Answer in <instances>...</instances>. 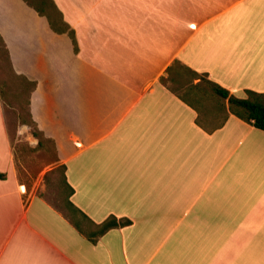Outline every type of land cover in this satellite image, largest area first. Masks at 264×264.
Returning <instances> with one entry per match:
<instances>
[{
	"label": "crops",
	"instance_id": "1",
	"mask_svg": "<svg viewBox=\"0 0 264 264\" xmlns=\"http://www.w3.org/2000/svg\"><path fill=\"white\" fill-rule=\"evenodd\" d=\"M54 1L77 53L26 0L0 34L90 229L20 180L0 96V264H264V131L203 101L264 94V0Z\"/></svg>",
	"mask_w": 264,
	"mask_h": 264
},
{
	"label": "rangeland",
	"instance_id": "2",
	"mask_svg": "<svg viewBox=\"0 0 264 264\" xmlns=\"http://www.w3.org/2000/svg\"><path fill=\"white\" fill-rule=\"evenodd\" d=\"M31 4L44 7L46 14H49L52 19L59 23L58 15L48 6L41 4L42 0H28ZM181 84L169 83L171 89L177 91L180 95H184L189 91V84L191 83L190 75L182 71ZM206 81V78H204ZM0 82L3 84L4 91L7 93L6 99L3 100L5 106V114L8 131L12 140V144L16 153V163L19 172V177L29 189H35L37 194L44 197L49 203L63 212L66 216L74 222L81 224V226L88 230L89 223L82 219L79 213L72 212L67 209L65 205V197L68 189L63 180V171L57 163L56 154L50 144H46L45 149H37L30 145L32 141L31 130L29 126L21 123L18 115V108L16 106L19 95L25 93L23 90L22 81L11 74L8 64L5 60V54L0 46ZM208 98L203 101L208 102L207 111L214 118L220 111L223 110L226 102L216 94H208ZM25 98V97H24ZM198 107H201V102L193 101ZM25 105V100L22 102ZM24 107V106H23ZM23 116L29 119L26 111L21 112ZM203 119V118H202ZM216 119V118H215ZM216 122V121H215ZM20 127L23 128V131ZM36 139H33L35 142Z\"/></svg>",
	"mask_w": 264,
	"mask_h": 264
},
{
	"label": "trees",
	"instance_id": "3",
	"mask_svg": "<svg viewBox=\"0 0 264 264\" xmlns=\"http://www.w3.org/2000/svg\"><path fill=\"white\" fill-rule=\"evenodd\" d=\"M26 2L32 6L40 16L46 17L50 23V26L55 32H58L60 34L67 33L74 45L75 52L77 53L79 51L78 48V42L76 39V35L74 30L64 21L63 14L56 5L54 0H42L41 4L43 6H48L50 8H53V10L56 12L58 15L59 23H57L54 19L49 14H46L44 11V7H40L38 5L31 4L28 0ZM0 46L2 48L3 53L5 54V60L8 64V68L14 77L22 81L23 84V90H25V93H22L19 95L18 101H17V108H18V115L21 120V123L24 125L29 126L31 133L35 138L39 140L37 149H45L46 144H50L56 154L57 157V152H56V146L55 143L52 139H48L45 137L44 133L39 129L37 123L34 121L31 111H30V100H31V95L36 89L37 83L34 81H31L27 79L24 76L16 74L10 53L8 50V47L3 40L1 34H0ZM194 76H199L198 73L193 72ZM208 84L210 85L211 89L213 92L219 96L220 98L227 100L229 103V108L230 111L239 117L240 119L250 123L253 125L255 128L263 130L264 131V94L262 93H257L254 91H247V98H239L234 95H231L230 92L221 87L220 85L212 82L211 80L207 79ZM3 84L0 82V96L2 100L6 99L7 93L4 91ZM25 97V98H24ZM25 100V105L22 104V102ZM24 106V107H23ZM26 111L27 116L29 117L26 118L25 116L22 115L21 112ZM62 171H63V180L66 184V187L68 189V193L65 197V205L67 209H69L72 212H77L81 213V211L74 205V203L71 201V197L74 194V189L67 183L66 175H65V167L61 166ZM0 178H4V175L0 173ZM82 214V213H81ZM84 216V215H83ZM86 218V217H85ZM76 226L78 228L81 227V225L77 222H75ZM131 224V221L128 219H118L115 216H112L105 220L103 223L97 225V228L94 232H92L89 237L92 239V241H95V238L104 235L108 231L119 228V227H124Z\"/></svg>",
	"mask_w": 264,
	"mask_h": 264
},
{
	"label": "bare ground",
	"instance_id": "4",
	"mask_svg": "<svg viewBox=\"0 0 264 264\" xmlns=\"http://www.w3.org/2000/svg\"><path fill=\"white\" fill-rule=\"evenodd\" d=\"M257 78V77H256Z\"/></svg>",
	"mask_w": 264,
	"mask_h": 264
}]
</instances>
